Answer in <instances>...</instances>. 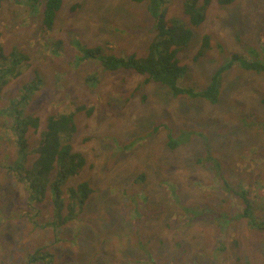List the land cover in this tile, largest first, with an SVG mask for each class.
Wrapping results in <instances>:
<instances>
[{"label":"rangeland","instance_id":"1","mask_svg":"<svg viewBox=\"0 0 264 264\" xmlns=\"http://www.w3.org/2000/svg\"><path fill=\"white\" fill-rule=\"evenodd\" d=\"M186 1L171 0L168 17H181ZM193 1L201 7L206 0ZM208 4L213 53L191 62L208 74L199 71L200 86L233 54L264 58V0ZM44 9L24 0L2 4L0 45L10 52L18 44L28 58L4 82L0 111L9 96L37 84L22 110L39 120L25 132L30 150L51 116L76 112L68 139L85 162L63 189L86 180L92 191L59 229L49 194L29 207L23 184L4 168L16 150L0 113V264H27L38 246L48 247L51 264H264V72L233 61L215 103L173 95L165 85L141 84L135 71H102L98 58L83 57L96 45L108 55L145 53L153 34L135 26L148 24L147 1L62 0L49 27ZM235 9L236 20L244 18L240 30L229 21ZM94 73L92 84L87 77ZM185 79L194 82L192 73ZM247 205L254 206L255 226L242 214Z\"/></svg>","mask_w":264,"mask_h":264},{"label":"trees","instance_id":"2","mask_svg":"<svg viewBox=\"0 0 264 264\" xmlns=\"http://www.w3.org/2000/svg\"><path fill=\"white\" fill-rule=\"evenodd\" d=\"M4 1L7 0H0V9ZM15 1L18 2L19 0ZM24 1L29 4L43 5V8H45L44 23L46 27L54 23L55 13L59 10L62 3V0ZM134 1H147V12L145 14L148 15L146 20L148 24H137L135 30H142L149 26V31L153 34L152 38L146 46L145 53L140 55L123 52L120 55L112 53L108 55L101 45L85 48L83 57L98 58L102 71H135L143 77L141 84L149 82L159 83L168 87L173 95L184 94L191 98H202L211 103H215L218 100L223 74L233 61H237L239 65L248 70L264 72V58L249 59L233 54L232 58L227 57L208 76V79H205V83L200 86L201 84L197 82L199 80V83H201L200 79L196 78L199 75V71L203 73V67L199 66L198 71L194 70L191 62L197 63L195 61L203 57L210 49V35H201L198 30L199 24L203 21V18L198 19V16L204 17L203 13H199L200 9L203 6L205 7L210 0H206L201 7H197L193 0H187L181 17H168V4L171 0ZM217 1L220 4H230L234 0ZM184 14L187 15V19L184 18ZM176 18H181L182 20H177ZM53 41L54 43L52 44L58 43L56 40ZM15 45L14 50L9 54H6L0 45V92L4 82L8 78L18 76L21 64L23 65L27 62L28 54L21 51L18 44ZM192 47L196 48L193 57L190 53ZM96 52H100V55H97ZM249 52L256 54V50L253 48H250ZM183 59L187 62L182 63L181 60ZM187 70H189V74L192 73L194 80L192 84L185 79L189 78V74L185 75ZM203 75L206 77L208 74L203 73ZM97 77L98 75L94 73L87 77V81L95 84ZM183 80L185 81L183 82ZM137 86L140 87V85ZM36 90L37 84L23 86L20 93L8 97V103L0 111L3 117L2 125L5 135L7 133L10 136L8 141L14 144L12 149H16L14 159L4 168L9 171L6 170L8 175H13L17 181L23 184L27 191V204L29 207H37L45 199L46 194H49L52 200L51 220L54 222L52 224L58 221V228H60L68 222L69 218L77 216L81 212V207L87 201L86 199H88L92 187L85 180L76 186H67L63 189L66 179L69 176L78 174L85 162L84 156L80 152L71 150L68 139L69 133L75 131L73 117H75L76 112L60 115L58 118H54V116L49 118L45 127L47 130L43 133L44 137L37 149H35L37 158L30 168L24 166L28 152L26 151V138L23 134L29 125L38 127L39 120L35 118V121H30L28 115L22 114V110L24 109L23 105L28 104L31 94ZM158 127L156 125L154 128L157 130ZM174 142L173 139L168 140V144L171 146L177 144ZM54 168L56 169L55 174L50 177L49 173ZM142 178L143 176L139 175L136 182H141ZM6 185L7 182H5ZM63 208L67 210L65 215L62 214ZM242 214L250 226H255L257 218L254 206L247 205ZM26 260L27 264H33L38 261L43 262V264H51L52 254L48 247L40 248L38 246L35 251L28 253Z\"/></svg>","mask_w":264,"mask_h":264},{"label":"clouds","instance_id":"3","mask_svg":"<svg viewBox=\"0 0 264 264\" xmlns=\"http://www.w3.org/2000/svg\"><path fill=\"white\" fill-rule=\"evenodd\" d=\"M216 1V5L219 7V8H224V7H226V6H229V4H220L217 0H215ZM235 2V0L233 1V2H231V3H234ZM230 3V4H231ZM208 5H210V4H207L205 7L203 6V7H201V9H200V12L199 13H203L204 14V17H201L200 15L198 16V19H201V18H203V21L199 24V31L201 32V30H203L204 29V31L205 32H203L202 34H209L210 35V37H211V39H210V46H211V44H212V42H213V40L215 39V37H214V35L212 34V31L211 30H209V29H207L206 28V22H207V20H208V15L206 14V7L208 6ZM203 10H204V12H203ZM237 14H240L241 15V13H240V11H238V9H235V10H233V13H232V15H231V17H230V22L232 23V24H234L236 27H237V29H241L242 28V26H243V22H244V18H241L240 20H236V15ZM187 18V17H186ZM204 25V26H203ZM248 26H249V30L247 31V35L245 36V39L246 38H248L249 36H250V31H251V26H252V24H248ZM201 34V35H202ZM51 45H52V42H51ZM3 50H4V48H3ZM14 49H12L11 51H13ZM10 51V52H11ZM216 51H221V50H216ZM4 52H5V50H4ZM10 52H5L6 54H9ZM26 53V52H25ZM210 53H213V52H210V50L209 51H207L206 52V54L204 55V56H208ZM203 56V57H204ZM223 63V62H222ZM221 63V64H222ZM219 67V66H218ZM229 68H230V66H229ZM228 68V69H229ZM227 69V70H228ZM215 69H213L211 72H210V74L211 73H213V71H214ZM227 70H225V71H227ZM224 74H225V72H224ZM224 74H223V77H224ZM26 105L27 104H25V105H23V108L25 109L26 108ZM70 113V112H69ZM65 114H68V113H65ZM65 114H61V115H65ZM60 115H58V117H59ZM58 117H56V118H58ZM30 126H32V125H29V126H27L26 127V130L24 131V137L26 138V136H25V132L28 130V127H30ZM33 128H35V129H37V126H32ZM47 129H44V132L46 131ZM43 132V133H44ZM43 133H41V136L42 137H44L43 136ZM43 139V138H42ZM41 139V140H42ZM41 140H40V142L36 145V147H34L33 149H27V145H26V151L28 152V154H27V157H26V160H27V158L29 157V155H30V153H33V154H36V156H35V159L37 158V153L35 152V149H37V146L41 143ZM16 150V149H15ZM34 159V160H35ZM26 160L24 161V166L25 167H28L27 165H26ZM34 160H33V162H34ZM33 162L30 164V166L28 167V168H30L31 167V165L33 164ZM82 168V167H81ZM55 168H54V170H52L50 173H49V176L50 177H52L54 174H55ZM81 170V169H80ZM80 172V171H79ZM52 173H54L53 175H52ZM75 175H77V174H75ZM75 175H73V176H75ZM70 177V176H69ZM66 182V181H65ZM63 186H65V183L63 184ZM48 194V193H47ZM64 226V225H63ZM62 227V226H61ZM60 227V228H61ZM59 229V228H58Z\"/></svg>","mask_w":264,"mask_h":264},{"label":"bare ground","instance_id":"4","mask_svg":"<svg viewBox=\"0 0 264 264\" xmlns=\"http://www.w3.org/2000/svg\"><path fill=\"white\" fill-rule=\"evenodd\" d=\"M222 49V46H219V50ZM241 52V51H240ZM241 66V65H240ZM243 67V66H242ZM259 90V89H258ZM256 92V91H255ZM250 95V94H249ZM242 111V110H241ZM256 140V139H255ZM143 174V173H142ZM141 175V174H140ZM140 180V179H139ZM87 200V199H86Z\"/></svg>","mask_w":264,"mask_h":264},{"label":"water","instance_id":"5","mask_svg":"<svg viewBox=\"0 0 264 264\" xmlns=\"http://www.w3.org/2000/svg\"><path fill=\"white\" fill-rule=\"evenodd\" d=\"M214 42V41H213ZM213 42H212V44H213ZM243 58H246V57H243Z\"/></svg>","mask_w":264,"mask_h":264}]
</instances>
